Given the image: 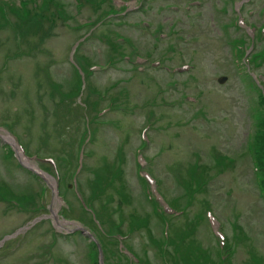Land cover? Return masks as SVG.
<instances>
[{"label":"rangeland","instance_id":"obj_1","mask_svg":"<svg viewBox=\"0 0 264 264\" xmlns=\"http://www.w3.org/2000/svg\"><path fill=\"white\" fill-rule=\"evenodd\" d=\"M51 1L0 0V14L8 20L0 19V136L18 142L60 188L55 195L52 181H40L20 167L9 142L0 139V241L5 239L0 264H100L93 242L77 230L65 236L75 227L103 242V264H217V238L210 211L202 209L205 202L222 223L228 262L264 264V190L257 180L262 176L264 183V140L259 138L262 133L264 139V102L260 79L253 77L264 73V62H255L254 70L245 66V81L237 75L228 41L245 34L232 26L231 4L198 0L200 6L186 8L195 0ZM243 1L237 0V8L243 3L247 25H264V0ZM171 4L178 9H169ZM135 5L126 15L109 16L114 8ZM36 18L49 34L20 41L14 31L18 24L25 28ZM223 23L229 24L230 37L220 30ZM83 24L88 27L80 28ZM84 35L88 39L76 52L77 63L73 47ZM119 35L126 39L117 42ZM258 37L260 53L264 36ZM134 52L192 68L136 73L122 61ZM94 64L100 67L89 71ZM221 75L227 77L223 84L217 82ZM172 79L176 86L166 88ZM187 94L198 102L184 101ZM253 112L256 119L260 114L258 121L252 120ZM81 139L85 156L77 169ZM142 139L146 145L139 151ZM139 154L147 160L141 171ZM219 155L232 162L221 167ZM193 161L199 168L190 175ZM143 170L157 178L166 198L186 208L183 216L164 209L163 217L155 214L147 196L149 190L154 197L153 188L139 177ZM187 178L205 182L188 202L177 184Z\"/></svg>","mask_w":264,"mask_h":264},{"label":"bare ground","instance_id":"obj_2","mask_svg":"<svg viewBox=\"0 0 264 264\" xmlns=\"http://www.w3.org/2000/svg\"><path fill=\"white\" fill-rule=\"evenodd\" d=\"M3 137L10 141L9 136L4 135ZM18 155H19L21 161H22L24 164H26V165H28V166L34 168V169L37 168L33 163H31V161L27 160V158L24 157L23 154L21 153V151H19V150H18ZM36 170H37V169H36ZM45 179L48 181V183H51V181H50V179H49V177H48L47 175H45ZM57 224H58V222H57ZM59 225H62V224L59 223Z\"/></svg>","mask_w":264,"mask_h":264},{"label":"trees","instance_id":"obj_3","mask_svg":"<svg viewBox=\"0 0 264 264\" xmlns=\"http://www.w3.org/2000/svg\"><path fill=\"white\" fill-rule=\"evenodd\" d=\"M259 138H260L261 141L264 140V139H263V136H262V133L259 135Z\"/></svg>","mask_w":264,"mask_h":264},{"label":"water","instance_id":"obj_4","mask_svg":"<svg viewBox=\"0 0 264 264\" xmlns=\"http://www.w3.org/2000/svg\"><path fill=\"white\" fill-rule=\"evenodd\" d=\"M221 81H223L224 79L222 78V79H220Z\"/></svg>","mask_w":264,"mask_h":264}]
</instances>
